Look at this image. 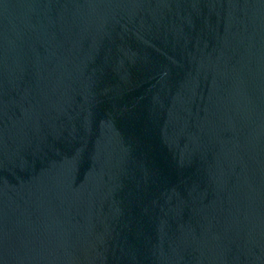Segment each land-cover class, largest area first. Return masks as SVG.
<instances>
[{"label":"water","instance_id":"95a60500","mask_svg":"<svg viewBox=\"0 0 264 264\" xmlns=\"http://www.w3.org/2000/svg\"><path fill=\"white\" fill-rule=\"evenodd\" d=\"M0 264H264V0H0Z\"/></svg>","mask_w":264,"mask_h":264}]
</instances>
